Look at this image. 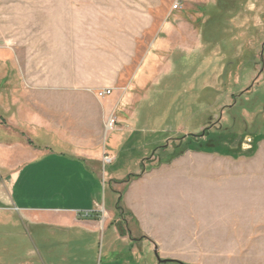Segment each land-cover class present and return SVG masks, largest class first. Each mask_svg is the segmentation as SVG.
<instances>
[{"label":"crops","instance_id":"obj_1","mask_svg":"<svg viewBox=\"0 0 264 264\" xmlns=\"http://www.w3.org/2000/svg\"><path fill=\"white\" fill-rule=\"evenodd\" d=\"M196 2V17L184 27L197 26L206 18L202 10L221 5L229 25L237 27L231 39L243 43L237 48L251 47L256 58L264 55V1ZM7 19L0 12V264H164L161 257L175 261L163 252L176 247L192 215L169 208L165 197L169 204L185 206L193 182L201 188L202 210L210 209L209 203L216 209L214 214L206 212L216 224L223 217L238 219L236 225L251 217L250 164H204L197 179L185 172L191 165L180 161H154L144 166L147 170L125 178L116 172L125 146L137 136L136 92L166 43L159 42V51L129 76L126 69L136 56L81 49L73 35L65 38L58 27L40 41L33 60L30 46L16 48ZM176 22L168 19L164 25L171 30ZM107 88L114 89L113 94L99 99L98 91ZM113 112L120 125L106 134L105 123ZM109 137L111 146L105 147ZM105 156L113 162L105 164ZM131 157L141 163V158ZM106 167L110 172L104 177ZM107 181L116 192L126 189L119 208L118 197L109 205L103 200ZM227 192L240 209L224 214L217 198Z\"/></svg>","mask_w":264,"mask_h":264},{"label":"rangeland","instance_id":"obj_2","mask_svg":"<svg viewBox=\"0 0 264 264\" xmlns=\"http://www.w3.org/2000/svg\"><path fill=\"white\" fill-rule=\"evenodd\" d=\"M196 1L0 0V12L9 17L5 24L14 30L16 48L30 46L33 60L39 55L40 41L49 38L55 27L64 37L73 35L81 49L88 46L96 53L111 50L117 56L120 52L136 56L126 69L129 76L153 51H159V42L166 43L143 88L136 92L137 136L125 146L116 172L125 178L147 170L144 166L154 161H180L191 165V171L185 172L197 179L204 164H250L251 217L241 218L239 225L234 223L236 218L223 217L216 224L215 218L207 216V211L214 214L216 209L209 203L211 208L202 210L197 183H192L183 207L169 204L165 197L169 208L183 209L188 217L192 215V222H185V234L177 236L176 247L163 252L175 260L164 264H264V55L256 58L251 47L237 48L243 43L231 39L237 27L229 25L221 5L202 10L206 18L197 26L184 27L196 17L200 7ZM168 19L177 20L171 30L164 25ZM120 61L121 57L118 67ZM110 137L105 147L111 146ZM185 146L190 149L167 163ZM196 146L202 151L194 150ZM131 155L141 158V163H133ZM109 172L104 168V177ZM125 193L124 188L114 191L108 181L102 189L106 205L115 196L122 203ZM231 194L217 198L224 214L240 209L230 200Z\"/></svg>","mask_w":264,"mask_h":264},{"label":"built area","instance_id":"obj_3","mask_svg":"<svg viewBox=\"0 0 264 264\" xmlns=\"http://www.w3.org/2000/svg\"><path fill=\"white\" fill-rule=\"evenodd\" d=\"M174 9L175 10L179 9V5L176 4L174 6ZM113 91H114V89H111V88L102 89V90L98 91L97 97L99 99H106L113 94ZM118 124H119L118 116H117L116 112H113L106 120L105 133L108 134V133L114 131L117 128ZM113 160L114 159L112 157H109V156L104 157V163L105 164H110L113 162Z\"/></svg>","mask_w":264,"mask_h":264},{"label":"trees","instance_id":"obj_4","mask_svg":"<svg viewBox=\"0 0 264 264\" xmlns=\"http://www.w3.org/2000/svg\"><path fill=\"white\" fill-rule=\"evenodd\" d=\"M188 148H189L188 146H185V148H183V150H182L179 154L172 156L171 159H169V160L167 161V163L170 162L172 159L177 158L179 155L183 154V152H184V151H187ZM189 149H190V148H189ZM194 150L202 151V149H201L200 146H196V147L194 148ZM120 204H121V203L118 202V208L120 207ZM120 209H121V208H120Z\"/></svg>","mask_w":264,"mask_h":264},{"label":"water","instance_id":"obj_5","mask_svg":"<svg viewBox=\"0 0 264 264\" xmlns=\"http://www.w3.org/2000/svg\"><path fill=\"white\" fill-rule=\"evenodd\" d=\"M161 262H167V261H161Z\"/></svg>","mask_w":264,"mask_h":264}]
</instances>
